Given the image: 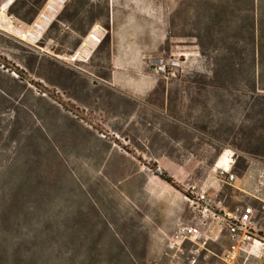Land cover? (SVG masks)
Wrapping results in <instances>:
<instances>
[{
	"label": "rangeland",
	"instance_id": "374dc122",
	"mask_svg": "<svg viewBox=\"0 0 264 264\" xmlns=\"http://www.w3.org/2000/svg\"><path fill=\"white\" fill-rule=\"evenodd\" d=\"M20 2L29 5L16 0L13 8ZM249 8V0H70L42 53L5 32L20 25L5 11L0 264H171L191 249L185 242L174 256L169 242L191 222L198 194L216 196L227 211L246 203L224 183L210 193L202 182L224 149L240 169L244 155L264 165V64L251 42ZM95 24L105 35L87 48L88 59L56 57L72 55ZM161 58L180 67L156 74ZM122 59L126 76L154 78L143 100L105 84L112 60ZM161 157L197 162L185 184L173 179L181 192L154 180ZM207 227L217 234L209 219ZM227 244L223 231L208 248L221 255ZM237 264H264V255Z\"/></svg>",
	"mask_w": 264,
	"mask_h": 264
},
{
	"label": "built area",
	"instance_id": "2783aa9c",
	"mask_svg": "<svg viewBox=\"0 0 264 264\" xmlns=\"http://www.w3.org/2000/svg\"><path fill=\"white\" fill-rule=\"evenodd\" d=\"M69 1L46 0L30 23L17 19L20 23L16 30L17 39L35 49H39L42 53L43 49L39 47L40 43L50 27L58 22V17ZM15 2L16 0H5L3 5L6 3L7 10ZM103 32L105 31L102 26L98 24L92 26L83 37L77 50L70 56H63L65 58L63 61L67 64H73L88 59L89 56L85 57L86 47L81 49L78 61H69L85 42L89 46H95V48L99 46L105 35ZM24 34L28 35L24 40H21ZM179 67V60L161 58L155 63L154 72L165 75L169 70ZM234 155L235 153L232 150L224 149L217 158L214 167H217L216 175L220 180L225 182L235 180V176L225 167V165L231 164ZM155 173L157 175L162 174L160 166L155 168ZM253 191L257 194H264V174L256 179ZM215 198L216 196L201 193L190 201L193 214L192 220L190 223L180 224L177 232L170 239L169 248L175 249L174 256L184 254L183 244L185 242L191 244V249L188 250L185 260H172L171 264H201L203 261L210 259L211 256L219 259L220 262L215 264H237L239 257H262L264 255V236L258 234L255 210L246 205L227 211L222 206L221 201H217ZM208 219L211 220V223L217 225L216 235H212L213 230L209 227L205 228V221ZM223 231L228 238V244L223 248L221 255H216L208 248V244L210 242L216 243Z\"/></svg>",
	"mask_w": 264,
	"mask_h": 264
},
{
	"label": "crops",
	"instance_id": "0c3cea01",
	"mask_svg": "<svg viewBox=\"0 0 264 264\" xmlns=\"http://www.w3.org/2000/svg\"><path fill=\"white\" fill-rule=\"evenodd\" d=\"M0 30L3 31L1 28ZM112 51L113 54L117 56L119 55L121 58L125 57L123 49H117L116 51L113 49ZM128 65L129 63L123 59L112 60V70L109 79L105 81V84L118 93L130 95L137 100H143L145 95L154 89L155 80L153 77L146 74H140L137 77L130 75L126 76L123 70ZM243 157L245 159L243 169H240L236 163L237 155L233 156L232 162L227 168L235 176L233 182H225L212 177L211 175L217 171V167L213 166L211 171L212 174L205 178L202 182V186L206 192L210 193L219 191V183H224L230 186L237 194L234 198L238 199L240 202L242 200L246 202L245 204L236 207L249 205L255 210L258 234L264 236V194H257L253 191L256 179L261 174H264V165L256 160L247 158L245 155ZM158 163L165 173L181 185L187 182L197 167V162L191 158L179 163L169 158L161 157L159 158ZM149 179L150 178H147L148 183ZM260 209H263V211L260 212ZM258 216H260V219L257 220ZM259 221H261L260 225Z\"/></svg>",
	"mask_w": 264,
	"mask_h": 264
},
{
	"label": "trees",
	"instance_id": "16d2710c",
	"mask_svg": "<svg viewBox=\"0 0 264 264\" xmlns=\"http://www.w3.org/2000/svg\"><path fill=\"white\" fill-rule=\"evenodd\" d=\"M29 5L25 2H20L19 5L14 9V4L8 8V13L10 16L21 20L23 22L29 23L32 21L36 11L38 10L39 0H26ZM250 4V26L249 32L251 35V42L253 44V49L258 51L260 62L262 66L263 53H264V0H249ZM27 8L26 10H24ZM4 68L5 66L2 65ZM157 175V174H156ZM160 180L165 182L167 185L172 187L174 190L181 192L179 185L166 173L158 175ZM186 196V195H185Z\"/></svg>",
	"mask_w": 264,
	"mask_h": 264
},
{
	"label": "bare ground",
	"instance_id": "6f19581e",
	"mask_svg": "<svg viewBox=\"0 0 264 264\" xmlns=\"http://www.w3.org/2000/svg\"><path fill=\"white\" fill-rule=\"evenodd\" d=\"M5 11H6V3H5L4 5H2L1 8H0V17H1V16H4ZM7 23H8V22H7ZM13 27H14V26L11 25V24H6V28H7V30H5V32L8 33V31H9L10 34H12V35L14 34V35L17 37V33H16L15 31L12 30ZM3 31H4V30H3ZM27 35H28V34H24V35L22 36L21 40H24L25 37H26ZM83 47H85V48H86V47L89 48L90 46L87 45L86 42H85L84 44H82V46L80 47V49H79V50L73 55V58L70 59L69 61H72V60H74V61H78V60H79L78 56H79L80 51H81V49H82ZM92 48H95V46L92 45ZM56 57H58L59 59L65 60V58H64L63 56L56 55ZM217 166H218V165H217ZM228 166H229V165H225V167H227V168H228ZM152 180H153V179H152ZM154 180H156L157 182H160V183L164 184L165 186H168L169 188H171L169 185H167L165 182H163L162 180H160V179L157 178V177H155Z\"/></svg>",
	"mask_w": 264,
	"mask_h": 264
}]
</instances>
